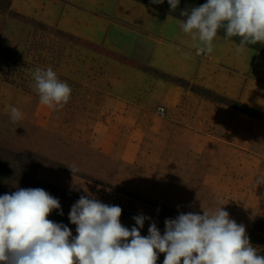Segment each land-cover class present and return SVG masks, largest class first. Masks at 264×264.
Instances as JSON below:
<instances>
[{"label": "rangeland", "instance_id": "rangeland-1", "mask_svg": "<svg viewBox=\"0 0 264 264\" xmlns=\"http://www.w3.org/2000/svg\"><path fill=\"white\" fill-rule=\"evenodd\" d=\"M130 1L162 18L183 20L158 5ZM206 2L194 0L188 4L191 9ZM107 3L0 0V167L7 169L0 172V195L17 188H37L27 181L40 183L59 200L63 212L59 215L53 210L47 219L70 230L73 227V237L77 235L76 225L70 223L68 214L81 195L118 205L122 209L120 222L129 229L135 226L132 217H148L140 229L142 236L148 235L151 223L163 235L165 219L189 212L202 215L225 204L222 207L230 219L245 226L250 243L264 256V185L255 183L256 177L264 176V162L246 156L243 162H236V158L231 164L235 155H244V151L225 132L212 135L219 139L215 140L218 144L231 143L233 150L216 148V143L209 151L206 146L191 148L192 134L179 146L160 140L168 134H158L144 125L139 97H127L139 91L138 74L144 72L250 119L257 118L245 108L264 113L131 60L109 39L110 33L121 29L112 25ZM97 22L108 27L99 28ZM218 37L238 44L225 39L223 31ZM249 49L251 63L257 65V56L264 63V54ZM49 67L72 89L70 100L59 110L42 105L32 87V72ZM122 96H126L128 107L136 110L135 116L114 118L112 101ZM9 105L22 113L19 122H11ZM152 109L154 115L161 113L158 106ZM188 145L191 152L185 149ZM72 167L77 169L73 174L69 170ZM164 258L160 253L156 264H163Z\"/></svg>", "mask_w": 264, "mask_h": 264}, {"label": "clouds", "instance_id": "clouds-1", "mask_svg": "<svg viewBox=\"0 0 264 264\" xmlns=\"http://www.w3.org/2000/svg\"><path fill=\"white\" fill-rule=\"evenodd\" d=\"M167 2L175 11L180 0ZM180 15L179 28L190 36L197 55L212 53L220 31L225 39L240 38L238 54L248 45L264 44V0H207ZM32 79L42 105L59 110L70 100L71 87L52 68H36ZM9 109L12 123L23 118L18 108ZM255 183L264 185V176ZM223 205L202 215L189 212L165 219L163 235L151 223L148 235L142 236L148 217H132L135 226L129 229L120 222L118 205L81 195L68 214L76 225L73 237L66 225L47 219L53 210L63 215L57 198L42 188H17L0 195V264H156L160 253L165 254L163 264H264L245 226L230 219Z\"/></svg>", "mask_w": 264, "mask_h": 264}, {"label": "crops", "instance_id": "crops-1", "mask_svg": "<svg viewBox=\"0 0 264 264\" xmlns=\"http://www.w3.org/2000/svg\"><path fill=\"white\" fill-rule=\"evenodd\" d=\"M107 2L105 9L113 17L112 25L121 29L110 33L109 39L112 44L127 52L131 60L137 59L170 77L223 97L242 101L245 105L264 113V63L260 62L258 56L257 65L251 63L252 54L249 48L246 47L238 54L236 52L238 44L216 37L212 53L197 55L194 42L189 35L181 32L179 21L154 15L150 10L130 0ZM116 22H122L127 26ZM97 23L99 28L108 27L104 22ZM138 81L139 91L131 92L127 99H133L134 95L139 97L138 106L139 109L142 108L144 125L153 127V131L158 134H168L164 138L158 137L160 140L166 139L173 142V145L176 143L174 146H179L187 135L192 134L194 138L191 141V148L202 149L206 146L209 151L216 143V148L223 146L226 150L228 147L233 150L231 143L225 141V144H218L215 140L219 139L212 135L217 131L225 132L231 134L229 139L232 143L238 142L242 145L245 155L239 152L234 159L232 158L231 164L236 158H238L236 162H243L242 158L246 156L264 162L263 120L250 119L224 104L200 98L189 89L163 79H153L144 72L138 74ZM124 98L126 96L117 97L112 101L111 112L116 119L124 116L131 118L136 112L128 107ZM157 106L163 111L154 115L151 108ZM230 120L232 124H229ZM243 120L246 121L241 124L240 121ZM160 128L163 131H159ZM191 148L188 145L185 149L191 152ZM250 186L252 188L251 184Z\"/></svg>", "mask_w": 264, "mask_h": 264}, {"label": "trees", "instance_id": "trees-1", "mask_svg": "<svg viewBox=\"0 0 264 264\" xmlns=\"http://www.w3.org/2000/svg\"><path fill=\"white\" fill-rule=\"evenodd\" d=\"M135 1L140 2L141 4H144V5L151 6V7L155 6V5H158V6H160L161 9L174 13L177 18L184 19V17H182L180 15L181 11L184 10V9H190L188 1L193 2L194 0H180V3H179V5H178V7H177V9L175 11H171L170 10V7H169V4H168L167 0H164L163 4H152L150 2V0H135ZM220 33H221V31H220ZM229 39L230 40H234L237 43L240 42V38L239 37H233V38H229ZM247 47L252 48V49L256 50L257 52H260V53L264 54V44H261V43L257 42L255 45H248ZM244 110H246L247 113L251 114L252 116L256 117L257 119L260 118V120H264V115L263 114H260V113L258 114V112H255L253 109H250V108H245ZM6 170H7L6 168L0 167V172L1 173H4ZM27 183L29 185H34L37 188H41V187L45 188V186H42L40 183H37V182L27 181ZM70 228H72L71 231L74 230L73 227H70Z\"/></svg>", "mask_w": 264, "mask_h": 264}]
</instances>
